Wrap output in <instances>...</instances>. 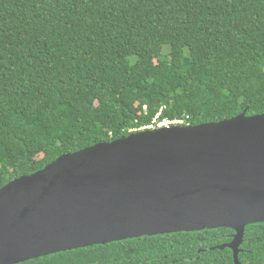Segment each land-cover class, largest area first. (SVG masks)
<instances>
[{
  "label": "trees",
  "instance_id": "16d2710c",
  "mask_svg": "<svg viewBox=\"0 0 264 264\" xmlns=\"http://www.w3.org/2000/svg\"><path fill=\"white\" fill-rule=\"evenodd\" d=\"M243 113L264 114V0H0V189L164 120ZM235 233L170 231L15 264H236L220 247ZM239 248L241 264H264V221Z\"/></svg>",
  "mask_w": 264,
  "mask_h": 264
},
{
  "label": "water",
  "instance_id": "95a60500",
  "mask_svg": "<svg viewBox=\"0 0 264 264\" xmlns=\"http://www.w3.org/2000/svg\"><path fill=\"white\" fill-rule=\"evenodd\" d=\"M264 221V114L142 129L0 189V264L170 231Z\"/></svg>",
  "mask_w": 264,
  "mask_h": 264
},
{
  "label": "built area",
  "instance_id": "2783aa9c",
  "mask_svg": "<svg viewBox=\"0 0 264 264\" xmlns=\"http://www.w3.org/2000/svg\"><path fill=\"white\" fill-rule=\"evenodd\" d=\"M184 121L183 120H164L163 122H160L158 126H161L163 124L170 125V124H182ZM147 128H153V125L147 126Z\"/></svg>",
  "mask_w": 264,
  "mask_h": 264
},
{
  "label": "rangeland",
  "instance_id": "374dc122",
  "mask_svg": "<svg viewBox=\"0 0 264 264\" xmlns=\"http://www.w3.org/2000/svg\"><path fill=\"white\" fill-rule=\"evenodd\" d=\"M161 126H166V124H163V125H161Z\"/></svg>",
  "mask_w": 264,
  "mask_h": 264
}]
</instances>
